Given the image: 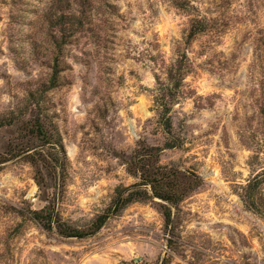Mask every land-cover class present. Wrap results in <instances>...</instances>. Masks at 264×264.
Wrapping results in <instances>:
<instances>
[{"label":"rangeland","instance_id":"1","mask_svg":"<svg viewBox=\"0 0 264 264\" xmlns=\"http://www.w3.org/2000/svg\"><path fill=\"white\" fill-rule=\"evenodd\" d=\"M59 2L80 22L71 37L46 19ZM197 17L207 31L188 40ZM177 51L191 65L170 112L183 145L159 160L201 185L172 225L148 202L83 240L44 230L33 213L51 208L89 232L116 189L136 182L137 151L164 147L154 73ZM4 116L17 123L0 128V161L10 160L0 166V264H264V219L239 198L264 173V0H0ZM36 119L66 155L62 168L42 170L40 188L35 169L13 158Z\"/></svg>","mask_w":264,"mask_h":264},{"label":"trees","instance_id":"2","mask_svg":"<svg viewBox=\"0 0 264 264\" xmlns=\"http://www.w3.org/2000/svg\"><path fill=\"white\" fill-rule=\"evenodd\" d=\"M183 2L188 3L187 1ZM59 3L58 13L50 16L46 15V19L50 18L52 31L59 36L68 34V37H71V34L80 26V22L77 21L73 13H70V6L68 4ZM174 5L180 10L187 11L186 6L178 1H175ZM206 26L205 19H198L197 17L192 20L188 40H192L205 33L207 31ZM55 36L53 39L56 42ZM59 49L60 45L54 47L55 51ZM175 56L176 59L172 58L170 64L165 61L164 56H161L160 69L154 73L157 87L155 88L153 98L158 123L166 140L164 147L162 149L146 148L144 151H137L133 159L134 171L130 173L136 182L130 187H118L116 189L111 204L104 214L93 221L89 232L86 233L62 224L59 215L51 208H44L41 211L33 213V220L39 223L44 230L51 232L55 229L57 234L64 239L83 240L98 233L109 220L120 216L127 207L137 203L144 204L148 202H159L162 205L166 229L172 225L174 217L172 210H177L201 185L199 177L193 175L187 176L180 169L160 165L159 157L162 152L181 149L183 145L182 140L173 133L170 112L180 99L184 80L189 74L191 65L186 56V51H177ZM56 77L55 66L51 77L52 85L55 84ZM16 123V120L12 116L0 117V128L13 126ZM25 130L29 143L22 148L19 156L13 158L25 159L35 169L34 179L36 185L40 188L43 185L42 170L56 171L58 168H62L66 155L60 142L49 132L43 121L36 119L32 123L25 122ZM31 139L38 142V145L31 147ZM49 151H53L54 154L49 155ZM9 161L7 158L2 159L0 166ZM263 187L264 173L251 178L247 182V185L241 188L239 198L248 211L264 219Z\"/></svg>","mask_w":264,"mask_h":264},{"label":"water","instance_id":"3","mask_svg":"<svg viewBox=\"0 0 264 264\" xmlns=\"http://www.w3.org/2000/svg\"><path fill=\"white\" fill-rule=\"evenodd\" d=\"M136 261H138V260H136Z\"/></svg>","mask_w":264,"mask_h":264}]
</instances>
